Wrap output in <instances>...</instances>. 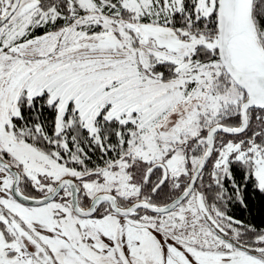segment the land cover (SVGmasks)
<instances>
[{"label":"snow or ice","instance_id":"6c2138e0","mask_svg":"<svg viewBox=\"0 0 264 264\" xmlns=\"http://www.w3.org/2000/svg\"><path fill=\"white\" fill-rule=\"evenodd\" d=\"M0 264H264V0H0Z\"/></svg>","mask_w":264,"mask_h":264}]
</instances>
